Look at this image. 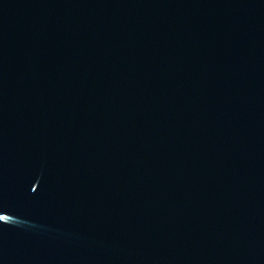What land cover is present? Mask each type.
<instances>
[{"label": "water", "instance_id": "1", "mask_svg": "<svg viewBox=\"0 0 264 264\" xmlns=\"http://www.w3.org/2000/svg\"><path fill=\"white\" fill-rule=\"evenodd\" d=\"M0 264H264V0H0Z\"/></svg>", "mask_w": 264, "mask_h": 264}]
</instances>
